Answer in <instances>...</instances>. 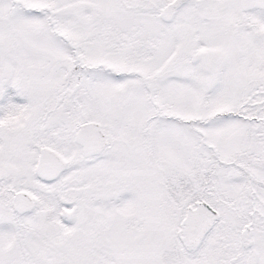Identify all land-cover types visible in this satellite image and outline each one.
Segmentation results:
<instances>
[{"label": "snow or ice", "instance_id": "snow-or-ice-1", "mask_svg": "<svg viewBox=\"0 0 264 264\" xmlns=\"http://www.w3.org/2000/svg\"><path fill=\"white\" fill-rule=\"evenodd\" d=\"M0 264H264V0H0Z\"/></svg>", "mask_w": 264, "mask_h": 264}]
</instances>
